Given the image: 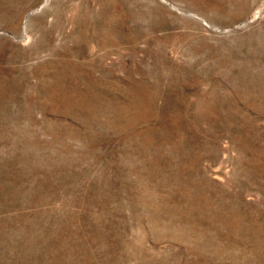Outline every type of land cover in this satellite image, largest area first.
<instances>
[{
  "label": "rangeland",
  "instance_id": "1",
  "mask_svg": "<svg viewBox=\"0 0 264 264\" xmlns=\"http://www.w3.org/2000/svg\"><path fill=\"white\" fill-rule=\"evenodd\" d=\"M0 264H264V0H0Z\"/></svg>",
  "mask_w": 264,
  "mask_h": 264
}]
</instances>
